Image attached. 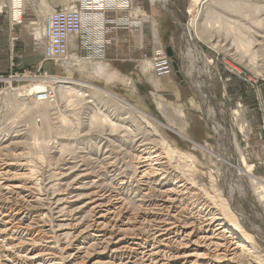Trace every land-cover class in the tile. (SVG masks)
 <instances>
[{
	"label": "rangeland",
	"instance_id": "rangeland-1",
	"mask_svg": "<svg viewBox=\"0 0 264 264\" xmlns=\"http://www.w3.org/2000/svg\"><path fill=\"white\" fill-rule=\"evenodd\" d=\"M192 1L129 0L127 8H111V5L104 8L100 6L101 0H23L22 19L14 22L13 0H1L0 13L7 16L11 31V51L9 59L7 47L1 54L6 58V66L0 72V138L3 141L0 163L8 161L6 157L9 162L18 163L16 171L29 175V182L37 186L36 197L44 199L40 203L47 206L83 168L92 177L88 181L99 177L100 183L107 187L120 179L132 178L125 202L131 212L141 216L146 208L148 212L157 211L155 204L143 199V185L134 176L141 142H149L148 146L158 152L177 149L179 153L173 159L169 157V170L174 176L171 182L178 183L184 174L182 178L189 181L188 186L193 189L185 196L191 198L197 192L201 195L205 192L203 196L212 201L213 207L216 205L215 210L223 209L221 212L229 222L239 223L242 231L252 236L259 248L256 254L264 259V197L252 178L240 172L248 168L256 178L264 180V0H203L198 4V12L189 13ZM78 3L84 4L88 18L85 30L75 39L81 42L83 50L92 52L93 58L103 56L110 26L112 29L140 27L151 19L152 6L166 9L178 18L181 25L178 51L175 53L171 48L178 70L174 69L170 76L179 86V92L160 90L162 96L154 94V99L144 95L141 105L137 104L136 96L123 97L125 89H120L119 82L116 88L110 86L111 73L105 76V71L100 70L104 64L95 67L89 60L74 61L71 45L69 60L63 66L46 59L40 44L46 43L43 37L45 15L52 9ZM108 11L110 13H105ZM207 21L210 27L204 29ZM189 23L200 39L195 37L189 42L186 30ZM40 30L42 36L37 37ZM1 32L0 43H8V35ZM163 48L168 55V47ZM52 77L76 85L65 83L72 87L61 88L64 92H59L60 87H57L45 117L22 111L24 105H20V100L24 97H15L14 91ZM133 80L127 79L129 86H126L140 92ZM137 108L151 116L149 121L142 118ZM146 120L152 122L153 128ZM109 121L119 128L114 125L115 130L111 128ZM13 136L15 139H11ZM65 173L75 175L64 180ZM89 192L86 188L79 190L81 199L75 207L86 204L85 194ZM156 192L152 193L154 198ZM85 210L82 215L87 212L86 221H89L91 214L88 208ZM46 219L52 218L47 214ZM97 259L108 260L101 254Z\"/></svg>",
	"mask_w": 264,
	"mask_h": 264
},
{
	"label": "bare ground",
	"instance_id": "bare-ground-1",
	"mask_svg": "<svg viewBox=\"0 0 264 264\" xmlns=\"http://www.w3.org/2000/svg\"><path fill=\"white\" fill-rule=\"evenodd\" d=\"M201 2L203 0H193L188 12H198V4ZM109 3L112 5L114 1L109 0ZM128 3L129 0H119L117 5L127 8ZM12 4L16 8L13 16L21 20L23 0H15ZM115 11L119 12V9ZM54 12L55 10L48 12L45 17ZM83 14L85 15L84 11ZM196 15L197 13L195 17ZM46 18H44V28ZM40 36H42L41 30L37 37ZM69 44L71 45L70 42ZM69 55L68 50L67 58L61 60L62 63L60 61L56 63L63 66L64 62L67 63L69 60ZM65 67H68L67 64ZM101 69L104 72L105 68L100 67ZM110 76L114 78L115 75L110 74ZM65 83L76 85L75 82L52 77L49 81L45 80L18 89L14 91V95L17 98L24 97L20 100L22 101L20 105H24L22 111H27L28 114L40 113L45 117L48 111L47 105L51 104L50 98H53L52 94L57 92V87H60L59 92H64L61 88L72 87L66 86ZM104 92L111 95L108 91ZM29 97L30 100L24 102ZM119 101L127 104L122 99ZM137 110L142 118L148 120L151 117L138 108ZM109 123L113 129L114 126L118 127L111 121ZM150 125L152 126V122ZM154 130L157 131L156 128ZM11 139H15L14 136ZM2 142L0 138V145ZM148 144L141 142L142 149L138 159L136 158L137 170L135 169L134 176L138 177L136 181L143 185L141 186V190L144 191L143 199L155 204L157 211L153 209L155 212L152 210L148 212V209L144 208L147 211L142 210L141 216L137 212H131L125 202V193L129 185L131 186L132 178L129 181L120 179L117 184L107 187L100 183L99 177L88 181L92 177L86 168L72 178L70 177L75 174L65 173L64 180L70 178L66 183L67 188L64 190L62 188L63 192L57 193L56 196L53 194V199H50V205L47 206L45 203H40L44 199L36 197L37 186L29 182L30 179L27 178L29 175L16 171L15 166L19 164L9 162L6 157L8 161L0 163V264H261L264 259L256 254L259 248L252 240V236L244 233L239 223L229 222L221 212L223 209L215 210L216 205L214 204L213 207L212 201L204 197L205 192L204 196L198 192L191 198L185 196L193 189L192 186H188L189 181L182 178L185 177L184 174L181 175L182 177L175 176L181 179L178 183L171 182L174 176L172 177L169 170L171 160L169 157L178 154V150L169 148L167 153L163 150L158 152ZM177 170L174 169L175 172ZM124 171L122 169V172ZM240 172L252 178L264 197V180L256 178L251 169H241ZM153 185L155 187H152ZM84 188L90 189L89 194H85L88 198L87 202L85 205L75 207L81 199L78 192ZM154 191H157L155 198V195H152ZM85 208L89 209L87 211L92 217L89 221H86L87 212L82 215L86 211ZM47 214L52 218L51 221H47ZM73 231L74 234H71ZM70 237H73L71 241H69ZM100 254L108 260H98L97 255Z\"/></svg>",
	"mask_w": 264,
	"mask_h": 264
},
{
	"label": "crops",
	"instance_id": "crops-1",
	"mask_svg": "<svg viewBox=\"0 0 264 264\" xmlns=\"http://www.w3.org/2000/svg\"><path fill=\"white\" fill-rule=\"evenodd\" d=\"M52 10L54 11L56 9ZM215 10L216 9H214L213 12ZM149 12L151 13V19L140 27H117L112 29L110 26V31L106 36L108 42L103 45L102 57L99 55L94 56V58L93 56L91 57L90 54H92V52H87L81 48V42L75 39L77 36L72 37L70 40L71 50H73V54L71 53L73 57L71 58L74 59V61L78 60V62H82L81 60H89L91 63H95L93 65L95 67L104 64L101 66H103V68L105 67V76H107L108 73L115 75L114 78L109 75L111 79V82L108 81L110 86L116 88L117 85L115 84L119 82L120 89H125L122 94L124 95L123 97L130 98V96H136L137 104L141 103V105L144 102V100L142 101L144 95L151 96L152 99H154V94L162 96L160 90L173 93L179 92V86L172 76L162 77V79L168 78V81L164 82L160 77L155 75L151 68L150 57L158 46L172 48L175 53L178 51V28H180L181 25H178V18L159 6H152ZM213 12L210 14H213ZM210 14L208 16H210ZM7 20V16L0 13V31L8 35V43H0V72L2 71V67L6 66V58L2 57V52H6L7 47V58L9 59V52L11 51V43H9L11 31L7 25ZM192 26L193 25L189 23L186 27L189 42L195 37L199 38L195 29H193L195 27ZM209 27L210 24L209 21H207L206 25H204V29H209ZM101 45L102 44H100V46ZM213 47H215V44H213ZM127 79H134V83L141 89L140 92L129 89V87L126 86L127 84L129 86V83H126ZM175 89L178 91H175ZM127 90L130 92L127 93ZM165 93L166 92L163 94L164 96L166 95ZM191 98L192 97L189 99L190 102L192 101Z\"/></svg>",
	"mask_w": 264,
	"mask_h": 264
},
{
	"label": "built area",
	"instance_id": "built-area-1",
	"mask_svg": "<svg viewBox=\"0 0 264 264\" xmlns=\"http://www.w3.org/2000/svg\"><path fill=\"white\" fill-rule=\"evenodd\" d=\"M101 1L100 6L104 8H108L107 5H111L109 0ZM110 1H114L111 8H122L117 5L119 0ZM14 2L15 0H13ZM126 6L128 7L129 3ZM83 7L84 4L82 5L81 3L74 6L61 7L47 16L45 28L43 27V37H45L46 43H40L46 59L61 62V60L67 58L70 37L79 35L87 26V12H85ZM15 9L13 4L11 10L12 16ZM13 20L14 22H20L14 16ZM152 61V68L156 76L165 77L174 72L172 60L162 47L159 46L155 49Z\"/></svg>",
	"mask_w": 264,
	"mask_h": 264
},
{
	"label": "water",
	"instance_id": "water-1",
	"mask_svg": "<svg viewBox=\"0 0 264 264\" xmlns=\"http://www.w3.org/2000/svg\"><path fill=\"white\" fill-rule=\"evenodd\" d=\"M167 53L173 59V66H174L175 70L177 71L178 70V65L175 62L174 52L171 50V48H167Z\"/></svg>",
	"mask_w": 264,
	"mask_h": 264
}]
</instances>
